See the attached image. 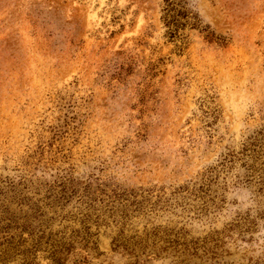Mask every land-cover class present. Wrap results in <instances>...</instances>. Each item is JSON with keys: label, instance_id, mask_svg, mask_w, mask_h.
<instances>
[{"label": "rangeland", "instance_id": "obj_1", "mask_svg": "<svg viewBox=\"0 0 264 264\" xmlns=\"http://www.w3.org/2000/svg\"><path fill=\"white\" fill-rule=\"evenodd\" d=\"M165 7L0 0V264H264V0Z\"/></svg>", "mask_w": 264, "mask_h": 264}, {"label": "trees", "instance_id": "obj_2", "mask_svg": "<svg viewBox=\"0 0 264 264\" xmlns=\"http://www.w3.org/2000/svg\"><path fill=\"white\" fill-rule=\"evenodd\" d=\"M166 7H165V14L164 20L169 26L170 34L172 37L177 35V31L179 28L185 25V22L182 21V18H188L189 14L187 10H183L178 8L181 6L182 0H165ZM179 1V2H177ZM194 22L192 23L194 27L199 28L201 31L205 32L206 28L205 25L202 24L201 20L197 16H193ZM210 39H213L214 34L209 32L207 35ZM53 259L55 264H62V258L57 256L56 253H53Z\"/></svg>", "mask_w": 264, "mask_h": 264}]
</instances>
